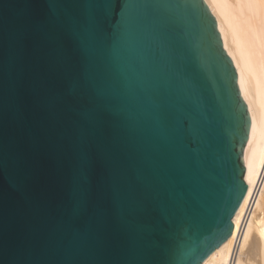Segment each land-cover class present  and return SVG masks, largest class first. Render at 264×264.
Returning a JSON list of instances; mask_svg holds the SVG:
<instances>
[{"label":"water","instance_id":"95a60500","mask_svg":"<svg viewBox=\"0 0 264 264\" xmlns=\"http://www.w3.org/2000/svg\"><path fill=\"white\" fill-rule=\"evenodd\" d=\"M237 78L203 0H0V264H202L247 189Z\"/></svg>","mask_w":264,"mask_h":264},{"label":"bare ground","instance_id":"6f19581e","mask_svg":"<svg viewBox=\"0 0 264 264\" xmlns=\"http://www.w3.org/2000/svg\"><path fill=\"white\" fill-rule=\"evenodd\" d=\"M229 55L251 119L244 197L230 236L202 264H264V0H203Z\"/></svg>","mask_w":264,"mask_h":264}]
</instances>
